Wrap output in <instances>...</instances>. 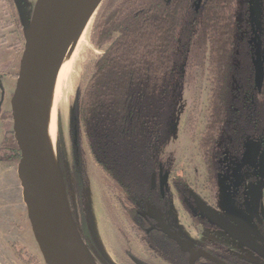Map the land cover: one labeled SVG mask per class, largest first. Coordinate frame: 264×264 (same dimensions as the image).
<instances>
[{
    "label": "trees",
    "instance_id": "trees-1",
    "mask_svg": "<svg viewBox=\"0 0 264 264\" xmlns=\"http://www.w3.org/2000/svg\"><path fill=\"white\" fill-rule=\"evenodd\" d=\"M198 1H108L97 16L92 39L105 49L72 104L71 150L79 178L83 139L124 210L159 201L150 177L160 164L170 166L161 150L183 90L198 78L205 77L207 93L197 150L211 190L223 168L241 157L247 140L264 147V81L258 92L250 0H201L196 10ZM259 3L264 49V0ZM3 146L17 164L11 132ZM80 237L98 255L86 230ZM11 247L20 261L18 244Z\"/></svg>",
    "mask_w": 264,
    "mask_h": 264
},
{
    "label": "rangeland",
    "instance_id": "rangeland-1",
    "mask_svg": "<svg viewBox=\"0 0 264 264\" xmlns=\"http://www.w3.org/2000/svg\"><path fill=\"white\" fill-rule=\"evenodd\" d=\"M9 0H0L1 28L5 33L3 44L13 45L17 56L21 57L24 47V19L29 20L36 0H14L15 8L11 10ZM116 3L119 0H104L96 11L89 31L86 47L77 58L72 69L74 85L67 108L61 110L57 121L56 163L63 181L60 189L63 201L79 235L86 230L98 255L106 264H132L129 255L155 263L154 257L147 253L141 242L140 234L126 215L120 195L112 182L98 168L87 152L82 139V171L78 178L71 150V108L80 89H83L90 78L95 61L105 48L99 49L93 43L94 26L105 3ZM18 13V14H17ZM22 14V18L21 15ZM25 15V16H23ZM19 20V21H18ZM7 64L0 66L6 69ZM14 80L3 78L5 105L8 109L15 87ZM207 82L205 77L198 78L191 87L185 88L178 102L173 123L169 130L161 153L170 156V191L165 217L167 223L183 237L206 245L208 241L225 245L234 253L248 261L262 264L257 258L243 250L241 246L230 240L223 233L203 227L200 221L208 222L197 207L191 203L180 201L173 180L184 181L189 189L209 203L217 211L231 218L244 230L257 234L251 223V210L247 199L243 204L235 205L227 186L219 180L218 196L208 191L203 161L197 150L198 136L202 130V111L206 103ZM2 130L11 131V121L0 124V143ZM247 153H251V147ZM17 165L11 159L7 146L0 145V264H44L41 253L34 240L30 224L24 209L22 187L17 175ZM236 170L233 172L234 178ZM255 175V172L254 174ZM238 176L233 185L238 187ZM223 183V184H222ZM264 206V199L262 201ZM185 205V206H184ZM241 212V213H240ZM264 215V208L262 210ZM197 220H193V219ZM205 223V224H206ZM18 244L21 260L15 257L12 245ZM85 246V245H84ZM90 264H103L90 248L85 246Z\"/></svg>",
    "mask_w": 264,
    "mask_h": 264
},
{
    "label": "water",
    "instance_id": "water-1",
    "mask_svg": "<svg viewBox=\"0 0 264 264\" xmlns=\"http://www.w3.org/2000/svg\"><path fill=\"white\" fill-rule=\"evenodd\" d=\"M103 1L36 0L29 20L24 19V47L10 99L11 133L20 155L17 175L22 187L24 209L44 264H90L85 246L61 195L63 175L57 163L59 187L55 182L43 131L42 109L53 78L73 38ZM261 15L259 0H250V22L255 47L254 81L258 90L264 78L259 39ZM1 93L3 97V91ZM259 165L261 180L251 190V206L257 220L264 176V151ZM152 179L154 182V176ZM166 181L165 174L160 179L161 190ZM194 201L219 229L264 260V249L254 240L219 216L197 196H194ZM156 218L165 232L190 250L189 245L167 230L158 215ZM200 257L224 264L203 251L191 253L190 264ZM134 262L142 264L137 260Z\"/></svg>",
    "mask_w": 264,
    "mask_h": 264
},
{
    "label": "flooded vegetation",
    "instance_id": "flooded-vegetation-1",
    "mask_svg": "<svg viewBox=\"0 0 264 264\" xmlns=\"http://www.w3.org/2000/svg\"><path fill=\"white\" fill-rule=\"evenodd\" d=\"M8 2H9L10 9L15 10L16 12L17 8H15L14 0H9ZM195 9H196V6H195ZM251 34H252V46H253V57H252V63H253V61L255 60V47H254V36L252 33V26H251ZM262 34H263V28H262V21H261V33L259 34V39L261 42V58L263 60V69H264V49H263V44H262V39H261ZM17 51L18 50L14 51V55L11 57L10 61L7 63V68L0 69V103H1L0 104V124H3V122H6V121L10 122L12 120V118L10 120L8 119L5 120L6 113L9 112L10 114V102L8 101V105H9L8 109H5L6 106H4L5 105V91L3 87V78L7 80V83L12 80L16 82L17 73H18V64H19ZM254 76H255V72H254ZM263 81H264V78H263ZM254 84H255V81H254ZM261 89L260 90L257 89V91L260 92ZM2 91H3V97L1 95ZM10 117H11V114H10ZM6 133H8L7 130H2L3 137L6 135ZM0 145L1 146L3 145V139H1ZM250 147H251V153H247V150ZM16 149H17V146H16ZM263 151H264V147L261 146L259 141L247 140L244 143V150H243L241 157L233 160L228 165H226L223 168L224 169L223 172L218 175V179L216 180V184H215V191L211 190V184H210L209 178L205 170L206 180H207L206 183L208 185L209 192H212L218 196L219 180H221L224 183V185L227 186L228 190L230 191L231 200L233 204L241 205L243 204V200L247 199L250 210H251L252 227L254 228L258 237H256L254 234L250 232H247L240 225L236 224L231 218L217 211L215 208L209 205L208 202L200 198V196H198L195 192L191 191L184 181L179 180L176 182L175 180H173L175 191L178 197L180 198V201L183 204H184V201L191 203L194 207H197L200 210V212L205 216V219L208 222V224L206 222L200 221L198 223L200 226H203V227L211 226L212 229L223 233L230 240H232L233 242L241 246L243 250L247 251L253 257L257 258L262 264H264L263 259H261L258 255H256L255 253H253L252 251L244 247L242 244L235 241L230 236H228L224 231L219 229L206 216V214L200 209V207L195 203L194 196H197L199 199H201L209 208H211L219 216H221L223 219L230 222L233 226L240 229L243 233H245L248 237H250L260 247L264 249V215L262 212L264 208L262 204L263 203L262 201L264 199V176L262 177L261 198L259 201V209H258L259 220L255 218L254 212L251 206V190L261 180L259 162H260V157ZM161 156H166V155H163L161 153ZM235 170H236L235 175H234L235 180H236V176H238V179H237L238 187L237 188H235V185H233L234 178L232 177L233 172ZM254 172H255V175H253ZM165 174L167 175V181H166V185L164 186L163 190H161L160 179ZM153 176H154V182L152 179ZM169 184H170V169L169 167L162 166L160 164L158 166L157 171L153 173L150 177V190L159 197V201L153 206H149L148 204H146L145 207L137 208L134 211H132L133 210L132 207H130L128 210L127 209L124 210L126 215L129 218V221L131 222L133 226V230L136 233L140 234L141 242L143 246L146 248L147 253L151 255L152 257H154L153 259H155V263H153L152 261L142 260L132 255H129V260L131 261L132 264H135L134 260H137L141 262L142 264H190L191 253H196L198 251H203L209 254L212 258L224 264H259V263L248 261L234 253H231L230 250L225 245H222L220 243H213L211 241H208L206 245H202V244L195 242L194 240H189L183 237L180 233L174 230L167 223L166 217H165L166 209L169 206V202H168L169 191H170ZM130 209L131 211H129ZM130 215L133 217L130 218L129 217ZM156 215H158L161 218L163 225L167 228L169 232L173 233L179 239H181L183 242L189 245L190 250L185 249L177 240L172 238L168 232H165L159 226ZM193 220H197V219L195 218ZM95 255L97 258L100 257L97 254ZM194 264H217V263L205 257H200L197 260H195Z\"/></svg>",
    "mask_w": 264,
    "mask_h": 264
},
{
    "label": "bare ground",
    "instance_id": "bare-ground-1",
    "mask_svg": "<svg viewBox=\"0 0 264 264\" xmlns=\"http://www.w3.org/2000/svg\"><path fill=\"white\" fill-rule=\"evenodd\" d=\"M96 11L90 16L83 27L73 38L69 49L65 53L51 86L47 92L42 109V125L47 144L48 153L51 159L55 182L59 187L60 178L56 167V138L57 121L61 110L65 111L68 106L74 85L72 69L76 64L79 53L84 50L87 44L88 35Z\"/></svg>",
    "mask_w": 264,
    "mask_h": 264
},
{
    "label": "crops",
    "instance_id": "crops-1",
    "mask_svg": "<svg viewBox=\"0 0 264 264\" xmlns=\"http://www.w3.org/2000/svg\"><path fill=\"white\" fill-rule=\"evenodd\" d=\"M5 37V33L1 28L0 19V66L7 64L11 57L14 55L15 48L10 44H3L2 39Z\"/></svg>",
    "mask_w": 264,
    "mask_h": 264
}]
</instances>
